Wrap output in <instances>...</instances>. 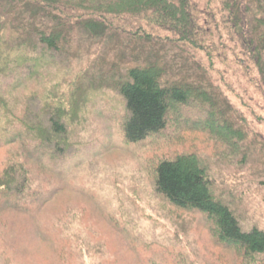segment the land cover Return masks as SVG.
Masks as SVG:
<instances>
[{"label":"trees","instance_id":"obj_1","mask_svg":"<svg viewBox=\"0 0 264 264\" xmlns=\"http://www.w3.org/2000/svg\"><path fill=\"white\" fill-rule=\"evenodd\" d=\"M199 6L192 0H0V212L26 214L35 191L28 161L35 154L46 167L45 159L38 161L42 153L51 165L63 163L71 146L67 127L81 123L93 93L111 89L124 105L125 144L168 138L175 129L205 137V147L175 145L181 150L156 162L155 191L173 208L204 219L215 244L232 255L218 263L264 264V231L241 230L232 208L212 195L214 180L200 157L208 149L229 164L239 156L243 163L264 159V0H200ZM107 39L117 40L129 59L103 55ZM221 58L230 64L219 72ZM56 59L85 67L37 101L19 103L12 93ZM245 84L251 122L243 110ZM146 252L136 251V264H173L170 257L168 263L142 260Z\"/></svg>","mask_w":264,"mask_h":264},{"label":"rangeland","instance_id":"obj_2","mask_svg":"<svg viewBox=\"0 0 264 264\" xmlns=\"http://www.w3.org/2000/svg\"><path fill=\"white\" fill-rule=\"evenodd\" d=\"M192 1L200 5V0ZM106 42L100 47L103 55L114 62L119 55L129 59L117 40ZM223 62L221 58L216 65L219 72L230 64ZM81 63L56 59L38 80L22 85L12 96L19 103L31 104L51 86L84 68ZM236 82L231 84L235 89ZM248 87L245 84L241 90L247 92L243 110L251 122ZM89 99L86 110L80 112L81 123L67 127L71 146L64 162L51 165L42 153L38 161L45 159L46 167L36 162L35 154L28 161L35 191L29 193L31 207L26 214L0 212V237L5 240L4 247L0 246V264H136V251L141 247L149 248L141 259L149 257L151 263H168L166 257L173 258V264H219L216 258L220 256L230 260V252L215 244L199 214L173 208L155 191L156 162L168 157V151L181 150L175 145L205 147V137L175 129L168 131V138L125 144L121 139L125 111L119 95L103 89ZM237 106L241 107L238 101ZM180 113L182 122H187ZM169 137L177 140L171 142ZM13 148L15 157L18 147ZM209 155L207 149L200 157L214 180L212 195L232 208L242 231L253 227L264 231V159L252 163L248 158L243 163L239 156L229 164V160Z\"/></svg>","mask_w":264,"mask_h":264}]
</instances>
